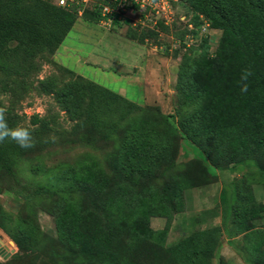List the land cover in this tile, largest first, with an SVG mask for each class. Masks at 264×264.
I'll list each match as a JSON object with an SVG mask.
<instances>
[{"label": "rangeland", "instance_id": "1", "mask_svg": "<svg viewBox=\"0 0 264 264\" xmlns=\"http://www.w3.org/2000/svg\"><path fill=\"white\" fill-rule=\"evenodd\" d=\"M106 1L93 0L85 8L81 6V15L76 5L69 3L66 7L74 10L75 24L63 41L66 50L58 47L61 54H66L62 58L68 68L54 58L56 50L51 53L44 49L24 60L20 54L8 51L3 58L10 65V72H0V107L7 109L9 127L28 128L35 143L17 158L12 173L0 169V238L10 253L1 263L78 264L79 260L71 261L69 255L74 249L61 229L85 232L89 225L81 215L91 209L90 201L94 196L99 201H109L105 184L114 178L115 166L127 146V126L157 109L169 115L174 127L188 117L193 107L189 108L181 97L182 78L190 69L200 67L204 53L214 54L222 35L221 29L209 24L203 28L207 20L196 11L192 0H172L169 23L158 18L155 24L148 20L135 25L126 21L108 28L92 20L99 4ZM129 29L137 36L144 35V41L129 38ZM105 30L119 34L123 41L130 39L153 50L155 58L148 64L136 61L131 66L135 59H124L127 65L123 70H141L139 77L133 71L114 73L116 62L122 59L114 60L111 72L81 61L99 60L100 56L88 52L93 47L102 50L107 42L112 50L120 51L114 40L104 39ZM14 45L13 41L6 47ZM17 63L19 71L15 70ZM90 81L118 93L124 90L123 95L138 105L122 120L118 134L109 139H102L85 121ZM252 110L248 111L250 117L254 115ZM119 111L115 106L100 115L114 118ZM240 115L237 110V120ZM254 119L258 125V114ZM179 141L175 171L192 169L196 173L194 179L202 184L183 191L177 213L149 219L147 227L151 231L157 234L165 230L152 239L158 245L160 263L169 253L171 256V249L181 238L217 226L219 231L214 234L220 243L207 250L200 264H257L259 258L252 245L264 235V151L233 162L224 159L217 169L185 136ZM197 160L208 166L207 172ZM164 177L156 179L152 187L170 178ZM132 235L134 238L125 231L120 233L124 245H136V239L146 237L139 231ZM97 236L93 234L92 245L97 243ZM166 260L185 264L174 255Z\"/></svg>", "mask_w": 264, "mask_h": 264}, {"label": "trees", "instance_id": "2", "mask_svg": "<svg viewBox=\"0 0 264 264\" xmlns=\"http://www.w3.org/2000/svg\"><path fill=\"white\" fill-rule=\"evenodd\" d=\"M192 2L210 27L222 31L214 54L204 53L200 67L190 69L182 78L181 97L193 108L188 111V117L179 120L177 127L170 122L168 114L157 109L124 129L130 134L127 146L115 166L114 178L107 179L105 184L109 201H99L96 196L90 201L91 209L81 215L83 220L87 218L89 225L85 232L65 228L60 231L74 249L69 255L71 261L79 260L78 264H170L166 259L174 255L185 264H200L207 250L220 243L214 234L219 231L217 226L181 238L171 249V256L170 253L169 257L165 256L166 263H160L158 245L152 240L165 230L156 234L147 227L152 216H171L180 211L183 191L202 184L194 179L196 173L192 169L175 171L179 140L185 136L206 157L209 165L217 169L224 159L233 162V159H246L264 151V0ZM98 10L92 17L94 22L99 20ZM73 12L50 0H0V72H10V65L3 59L8 51L20 54L23 60L44 49L53 53L75 22ZM126 33L139 42L145 39L131 29ZM13 41L14 47L7 48ZM19 66L17 63L16 71L21 69ZM245 69H250L252 75L247 81V92L242 93L239 81ZM88 89L85 121L102 139H109L118 134L122 120L136 111L138 105L95 82L90 81ZM115 106L120 110L116 117L100 115ZM249 109H253L254 118L258 114V125L248 114ZM237 110L241 111L239 120L235 116ZM242 110H247L246 114ZM177 112L180 113L179 109ZM27 150L10 140L0 144V169L12 173L17 158ZM197 162L207 172L208 166ZM166 175L170 177L168 181L161 180L160 185L152 187L156 179ZM221 197L224 198V193ZM123 231L132 238L137 231L146 237L136 239V245L126 246L120 236ZM94 233L98 234L97 243L92 245ZM263 244L264 235L252 245L259 258L257 264H264ZM6 260H0V264H5L1 262Z\"/></svg>", "mask_w": 264, "mask_h": 264}, {"label": "built area", "instance_id": "3", "mask_svg": "<svg viewBox=\"0 0 264 264\" xmlns=\"http://www.w3.org/2000/svg\"><path fill=\"white\" fill-rule=\"evenodd\" d=\"M93 0H53L52 2L60 7H68L69 3L76 5L78 14H82L85 6ZM99 20L98 22L111 28L115 24L125 23L129 21L133 25L136 23L148 22L156 23V19L160 18L164 23H169L173 15L172 0H107L99 4ZM208 26L205 22L203 28ZM0 260L8 253V248L1 245Z\"/></svg>", "mask_w": 264, "mask_h": 264}, {"label": "crops", "instance_id": "4", "mask_svg": "<svg viewBox=\"0 0 264 264\" xmlns=\"http://www.w3.org/2000/svg\"><path fill=\"white\" fill-rule=\"evenodd\" d=\"M79 15H81V14H79ZM74 24H75V22H74ZM105 31H106V34L104 35V39L107 41H113L114 40V42H116L119 45L120 51L119 50H117V51L112 50L109 42H107L106 47L104 46L102 50H98L96 47H93L92 50H89V52H88L89 55L96 54L97 56H100L99 60L96 59L97 60L96 62H91L88 60L89 58H87L86 60H81V61H84L87 64L94 65L101 70L108 69L111 72V68L113 67L112 65H114V63H115L114 60L115 59H122L121 61L116 62V64H115L116 70H114V73L115 74H130V73H132L133 70H131L130 73L128 71V68L123 70V67H125L127 65V63L124 62L125 61L124 59H135L134 63H133V61L131 62L132 63L131 66H133L136 61H138V62L141 61L140 63L143 62V64H148L150 62V60H153L155 58L153 55L154 54L153 50L147 48L145 45L135 44L132 40L127 39L125 37H123V39H127V40L123 41L120 37H118V36H120L119 34L112 32V31H108V30H105ZM112 34H115V35H112ZM63 41L61 42L59 47L60 46L64 47V50H66L67 47H66V45H64ZM59 47L56 49V51L53 54L54 58L59 59L60 63L63 66H66L68 68L69 66L67 64H65V62H63L64 58H62V57H64V55L66 56V54H61L59 51ZM102 60L108 61V62H101ZM110 62H111V64H110ZM141 69H142V67H141ZM140 72H142V71L138 70L137 72L135 71L134 74L137 77H139ZM123 92H124V90H122V92L120 94L123 95L124 94Z\"/></svg>", "mask_w": 264, "mask_h": 264}, {"label": "clouds", "instance_id": "5", "mask_svg": "<svg viewBox=\"0 0 264 264\" xmlns=\"http://www.w3.org/2000/svg\"><path fill=\"white\" fill-rule=\"evenodd\" d=\"M252 75L250 69H245L240 77L239 86L242 93L248 90V78ZM7 109L0 107V144L6 140L14 142L21 149H28L34 146V139L31 131L26 127L16 126L10 128L6 119Z\"/></svg>", "mask_w": 264, "mask_h": 264}, {"label": "water", "instance_id": "6", "mask_svg": "<svg viewBox=\"0 0 264 264\" xmlns=\"http://www.w3.org/2000/svg\"><path fill=\"white\" fill-rule=\"evenodd\" d=\"M1 251H2V249H1V244H0V254H1ZM9 256H10V253L8 252V253H6V254L3 256V259H7Z\"/></svg>", "mask_w": 264, "mask_h": 264}, {"label": "bare ground", "instance_id": "7", "mask_svg": "<svg viewBox=\"0 0 264 264\" xmlns=\"http://www.w3.org/2000/svg\"><path fill=\"white\" fill-rule=\"evenodd\" d=\"M0 244L4 246V241L0 238Z\"/></svg>", "mask_w": 264, "mask_h": 264}, {"label": "snow or ice", "instance_id": "8", "mask_svg": "<svg viewBox=\"0 0 264 264\" xmlns=\"http://www.w3.org/2000/svg\"><path fill=\"white\" fill-rule=\"evenodd\" d=\"M61 2H63V0H61Z\"/></svg>", "mask_w": 264, "mask_h": 264}]
</instances>
